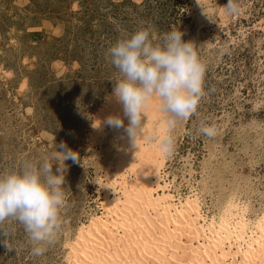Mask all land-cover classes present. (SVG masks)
<instances>
[{
    "label": "rangeland",
    "instance_id": "rangeland-1",
    "mask_svg": "<svg viewBox=\"0 0 264 264\" xmlns=\"http://www.w3.org/2000/svg\"><path fill=\"white\" fill-rule=\"evenodd\" d=\"M201 3L204 9L197 0H0V171L40 161L60 143L79 154L65 161L67 200L53 241L34 256L23 227L7 220L0 264H67V241L100 213L95 179L114 133L89 153L86 137L118 76L105 53L141 25L151 26L154 42L182 31L206 64L205 96L172 132L170 178L183 194L188 180L196 185L210 212L238 185L255 207L264 203V0H239L236 14L226 0ZM204 124L215 136L199 134Z\"/></svg>",
    "mask_w": 264,
    "mask_h": 264
},
{
    "label": "bare ground",
    "instance_id": "bare-ground-1",
    "mask_svg": "<svg viewBox=\"0 0 264 264\" xmlns=\"http://www.w3.org/2000/svg\"><path fill=\"white\" fill-rule=\"evenodd\" d=\"M104 103L86 137L89 153L114 133L95 179L100 213L67 241V264H264V203L255 207L238 185L217 211L206 210L203 191L188 180L183 194L170 178L168 153L156 142L141 140L136 148L123 129H93L95 121L123 114L114 100ZM148 111L154 127L161 113L155 104Z\"/></svg>",
    "mask_w": 264,
    "mask_h": 264
},
{
    "label": "clouds",
    "instance_id": "clouds-1",
    "mask_svg": "<svg viewBox=\"0 0 264 264\" xmlns=\"http://www.w3.org/2000/svg\"><path fill=\"white\" fill-rule=\"evenodd\" d=\"M197 3L204 9L201 0ZM225 7L236 14L239 0H226ZM183 36L182 31L171 30L161 36L160 42H154L151 26L141 25L107 49L106 59L118 70V76L110 79L114 85L106 99L121 105L123 114L95 121L93 129H123L133 147L140 148L139 141L148 140L156 142L164 153L171 151L177 123L193 116L205 96L206 64L194 43ZM153 104L161 118L149 127L153 121L148 109ZM198 132L211 138L216 129L204 124ZM69 159L77 162L78 152L60 143L55 152L40 161L28 160L19 170L0 171V238L4 244L8 233L2 226L7 220H15L27 234L32 254L44 253L61 226V211L67 200L65 161ZM53 165H58L55 172Z\"/></svg>",
    "mask_w": 264,
    "mask_h": 264
}]
</instances>
